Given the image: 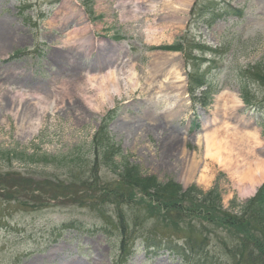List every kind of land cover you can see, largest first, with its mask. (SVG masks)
<instances>
[{
	"label": "rangeland",
	"instance_id": "obj_1",
	"mask_svg": "<svg viewBox=\"0 0 264 264\" xmlns=\"http://www.w3.org/2000/svg\"><path fill=\"white\" fill-rule=\"evenodd\" d=\"M216 1L244 8L245 14L208 25L199 5L193 10L196 0H0V148L34 153L32 158L0 153L1 182L27 189L41 185L21 195L27 206L0 197V264L183 263L169 251L149 254L138 243L127 263L121 261L119 232L104 226L103 207L84 191L101 193L103 186L119 184L93 146L104 122L123 154L161 181L174 178L185 188L196 183L205 190L218 185L224 204L236 211L255 194L242 195L219 164L208 183L182 173L183 147L204 153L205 143L190 138L203 134V121L226 88L242 100L230 116L231 131L258 128L263 141L258 154L264 159V84L247 71L264 61V0ZM184 36L205 42L212 48L205 56H216L201 67L210 68L213 85L206 106L188 96L184 77L190 68L182 51L156 47ZM112 68H119L120 79ZM166 70L170 91L164 87ZM95 77L98 86L92 87ZM147 83L156 98L148 96ZM243 93L257 106L247 105ZM196 117L199 129L193 126ZM64 156L77 161L73 169L60 161ZM86 170L97 179H76L72 186L76 172ZM143 206L153 209L148 200ZM162 218L149 215L147 232L133 226L138 231L133 236L172 234L182 243L189 235L206 234L194 215L180 225Z\"/></svg>",
	"mask_w": 264,
	"mask_h": 264
},
{
	"label": "trees",
	"instance_id": "obj_2",
	"mask_svg": "<svg viewBox=\"0 0 264 264\" xmlns=\"http://www.w3.org/2000/svg\"><path fill=\"white\" fill-rule=\"evenodd\" d=\"M213 1L196 0L193 7L195 11L199 5L198 13L205 14L204 20H208L209 25L218 18L229 15L243 17L245 14L243 8L236 7L230 2L221 4L216 0ZM162 47L183 51L186 61L192 67L189 73V86L192 93L204 84L211 85L212 81L208 75L210 68L204 70L201 68L203 61H206L204 53L208 48L204 42L196 38L188 40L184 36L177 38L173 44ZM195 49L198 50L197 53H194ZM215 59H210V63ZM247 71L264 84L263 60L250 65ZM204 93L206 94L207 91ZM243 97L248 105H257L247 93H243ZM94 138L96 143L93 146L97 156L104 157L106 164L118 174L119 184L114 187H110L109 184L103 186L101 193L84 191L88 193L90 200L96 198L95 204L103 207L100 210L103 213L101 217L104 220V226L113 227L119 232L121 261L127 263L138 249V243L149 254L157 255L169 251L174 258L182 261V264H193V262L194 264H264V183L257 193L248 198L236 211L224 205L218 185L205 190L193 183L185 188L174 179L164 182L155 174L144 172L139 164L129 159V155L123 154L121 145L109 134L106 122L100 126ZM0 153L5 156L13 155L16 158L34 157V153H28L26 149L0 148ZM44 154L47 155V153ZM118 156L121 157L120 160H117ZM60 161L65 162L69 170L73 169L77 163L75 159L67 156L60 158ZM1 179L0 177V197L21 206L28 205V201L21 199V195H26L27 192L33 194L41 188V185H38L39 188L27 189L19 183L11 185L8 182H1ZM76 179L90 182L97 177L89 170L78 171L72 178V186ZM46 192L49 194L47 190ZM42 194L46 198V193ZM146 200L151 203L153 209L143 206ZM144 211L147 213L145 214ZM149 215L151 217L164 215L163 220L170 218L177 225H180V221H185L187 215H194L206 226V234L198 232L189 235L182 243L171 238L172 234L165 238H155L144 234L133 236L135 232H138L135 229L142 230V226L147 232L145 226ZM198 238L200 244L196 246Z\"/></svg>",
	"mask_w": 264,
	"mask_h": 264
},
{
	"label": "bare ground",
	"instance_id": "obj_3",
	"mask_svg": "<svg viewBox=\"0 0 264 264\" xmlns=\"http://www.w3.org/2000/svg\"><path fill=\"white\" fill-rule=\"evenodd\" d=\"M112 73L120 79L119 68H112ZM136 69H132L133 75ZM163 71L159 69L158 72ZM168 80L164 84L166 90L172 88L170 79L171 71L166 70ZM101 76H104L101 75ZM109 75H105L103 78ZM91 86H98L97 77L91 78ZM101 84V82H100ZM99 84V85H100ZM115 87V86H114ZM121 86H116L119 90ZM115 89V90H116ZM147 92H153L154 87L147 83ZM126 90H128L126 88ZM242 100L229 89L222 90L216 97L211 117L204 121V134H194L190 139L199 146L205 143L203 154L190 153L185 147L182 149L184 156L183 177L189 179L198 176L202 183L210 182L214 173V164H219L226 169L234 179V184L242 195L255 192L257 186L264 180V159L258 154V148L263 144L258 128L231 131L230 116L234 113ZM100 102H94L98 106ZM231 134V135H230ZM180 138L176 137L175 147L180 145ZM238 173V174H237Z\"/></svg>",
	"mask_w": 264,
	"mask_h": 264
}]
</instances>
